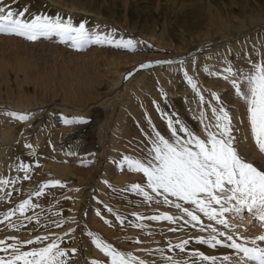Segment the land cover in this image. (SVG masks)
<instances>
[{
	"label": "rangeland",
	"instance_id": "obj_1",
	"mask_svg": "<svg viewBox=\"0 0 264 264\" xmlns=\"http://www.w3.org/2000/svg\"><path fill=\"white\" fill-rule=\"evenodd\" d=\"M4 3L13 10L27 7L29 19L36 14L60 16L71 19L74 26L85 23L91 33L111 35L116 40L131 39L136 42V50L92 44L77 51L69 44L60 43L58 37L29 42L0 34V118L11 119L6 115L8 112L31 114L25 122L12 118L13 125L18 123L14 140L4 142L0 136V177L17 180L15 185L9 184L0 191V196L12 193L10 198L5 196L0 201V213L28 199L49 180H60L65 185L46 189L44 197L32 196L40 207L26 215H39L40 224L13 216V222L22 220L27 227L16 231L9 229L7 222L0 224V240L11 236L20 241L45 235L51 239L62 237V248L77 249L75 255L70 254L69 264H91L93 260L108 264V258L92 244L88 232L121 252L143 259L146 264H167L158 249L164 251L165 257L190 259L178 249L168 250L169 242L175 245L189 238L188 253L198 250L209 256H234L232 249H211L197 244L195 238L208 237L207 230L200 232L199 227L185 225L183 230L172 232L169 228H179L183 221L179 224L137 221L133 215L181 216L171 205L157 207L155 202H149L142 203L135 211L125 210L113 205L103 193L119 186V178H124V182L137 176L145 180L142 174L120 166L123 156H140L133 155L127 147L138 134L127 131L124 119L125 115L134 114L135 109L143 114L141 125L144 120L145 134L151 132L148 117L158 131L157 123L170 135L161 114L167 113L195 134L204 136L201 112L211 120V109L208 104L193 106L199 98L187 83L185 71L197 83L206 101L215 106L210 94L217 93L237 126L242 132L246 130L245 106L234 95L229 82L211 73L222 72L229 64L250 72L249 61L264 60V0H4ZM111 61H119L125 68L116 85L118 75L106 69ZM156 61L173 63L155 64ZM148 62L154 66L139 68ZM64 117H81L87 123L65 124ZM241 120L244 123H239ZM5 126L4 122L0 125L1 133ZM71 135L75 136L70 138ZM144 137L146 145L147 136ZM120 141L125 142L123 147ZM28 144L32 147H26ZM140 148L143 155L144 148ZM248 159L264 169V156L254 146ZM21 162L30 165V180H24L25 173L17 170ZM103 187L107 191L103 192ZM46 197L49 199L44 201ZM97 211L100 216L96 215ZM117 216L124 218L123 225ZM228 218L234 226L231 231L243 237L251 239L264 234V227L250 215L241 219L229 214ZM202 220L208 223L206 217ZM56 223H62V227H56ZM134 223L144 227H134ZM253 226L259 230L258 234H251L248 227ZM70 229L75 231L65 236ZM258 243L264 246V242ZM32 247L36 245L26 246L24 250Z\"/></svg>",
	"mask_w": 264,
	"mask_h": 264
},
{
	"label": "snow or ice",
	"instance_id": "obj_2",
	"mask_svg": "<svg viewBox=\"0 0 264 264\" xmlns=\"http://www.w3.org/2000/svg\"><path fill=\"white\" fill-rule=\"evenodd\" d=\"M28 13L27 7L23 10H13L9 4L4 3V0H0V34L14 35L29 42H35L42 37L49 39L58 37L60 43L69 44L77 51H82L92 44H108L116 48L136 50L135 41L116 40L111 35L91 33L85 23L74 26L71 19L65 20L60 16L52 18L41 14L32 15L29 19L26 18ZM249 62L252 68L250 72L234 69L229 64L222 72L211 73L229 82L234 95L245 106L247 121L245 131L242 132L234 122V117L225 107L220 96L211 92L212 100L216 101L213 106L211 101L205 100L197 83L185 71L184 77L199 98L198 103L202 107L208 104L211 109L213 117L211 120L204 112H201L200 123L203 125L204 136L195 134L179 119H174L167 113H161L170 132V135L166 137L156 129L151 119L146 117L151 128V132L146 133V150H141L143 153L141 158L125 155L120 161L122 169L126 166L128 171L142 174L145 178L143 185L134 183L128 191L143 197L145 203L171 205L182 213L179 217L168 213L148 217L133 213L137 221L147 219L168 221L171 224H179L183 221L179 224V228H169V231L183 230L185 225L199 227L200 232L209 231V236L196 237L197 244L206 245L211 249L217 247L232 249L235 254L218 257L206 255L198 250L188 253L187 246L191 240L189 238L175 245L169 242V250L178 249L180 253H186L190 259L165 257L162 249L157 250L167 264H218V262L219 264H264V246L258 243L264 242V234L251 239L243 237L231 231L234 226L230 224L228 218L231 214L242 219L247 213L254 220H258L261 227H264V169L257 167L248 159L252 146L261 156H264V60ZM154 63L171 64L173 61ZM154 63H143L139 65V68L149 69L154 66ZM156 109L158 112L161 111L159 105H156ZM6 115L20 122L31 118V114L16 112H8ZM62 119L65 124L87 123L86 119L81 117ZM239 123L244 121L241 120ZM249 141L251 144L248 143ZM26 147L31 148L32 145L28 144ZM17 170L25 173L24 180L31 179L28 175L30 165L21 162ZM16 182V179L0 177V191H4L9 184L15 185ZM57 186L65 187L60 180H49L41 184L28 199L0 213L2 217L0 224L7 222V227L16 231L27 227L22 220L19 223L13 222V216H17L18 219L22 217L28 223L35 220L36 224H40L39 215L35 217L26 215L30 210L40 207L33 202L32 196L44 197L46 189ZM11 195V192L5 193L8 198ZM5 196H0V201H4ZM159 197L162 199H158ZM108 211L111 212L112 209L109 208ZM96 215L100 216L101 213L97 211ZM202 217L207 218V224ZM116 219L123 225L124 218L117 216ZM105 223L109 221L106 220ZM133 226L144 227L140 223H134ZM217 226H223L230 231H221ZM56 227H62V223H56ZM73 231L75 229H70L64 235L68 236ZM87 235L91 238L92 244L108 258V264H146L143 259L132 253L117 250L112 244L105 242L92 232H88ZM9 241L12 242L9 243ZM62 241V237L51 239L49 235L36 236L26 241H20L16 236L7 237L0 240V253H3L0 255V264H69L70 254L75 255L77 249L62 248L60 246ZM136 242L139 243V241ZM29 245H36V247L24 250ZM91 264H101V262L93 260Z\"/></svg>",
	"mask_w": 264,
	"mask_h": 264
},
{
	"label": "bare ground",
	"instance_id": "obj_3",
	"mask_svg": "<svg viewBox=\"0 0 264 264\" xmlns=\"http://www.w3.org/2000/svg\"><path fill=\"white\" fill-rule=\"evenodd\" d=\"M73 8V6H72ZM84 9V8H83ZM122 62V61H121ZM113 65H112V64ZM122 66H124L123 64L120 65L119 61H111V62H107V68L109 69V72H111L112 74L116 73V76L118 75V79H116V81L114 82V85H116L119 80L121 78H119L121 76V73L125 70V68L123 69ZM130 66V65H129ZM128 67V66H127ZM115 75V74H114ZM147 79V78H146ZM155 79V78H154ZM115 80V79H114ZM213 82V81H212ZM215 82V81H214ZM209 85V84H207ZM216 87V86H215ZM193 106L196 107V104L198 103L197 99H195V102H193ZM138 106V105H137ZM134 114L129 115L128 117H126L125 115V123L127 125L124 126V128L126 127V129H128L127 131L132 130L135 134H138V137L136 139H134V141L131 143V145L128 144L127 147H129V151L133 153V155H135L136 153H139V158H141L142 154H140V147H143L145 149V131H146V123L143 120V127L141 125V119L143 117V114H141L140 112L138 113V109H135ZM245 118V117H244ZM243 118V119H244ZM135 119V121H134ZM147 119V118H146ZM152 119V118H151ZM12 118L8 119L7 121H5L4 118H0V125H2V123L4 122L5 129L4 132H0V136L2 138V140L5 141H10L11 139H13L16 135H17V131L16 128L18 127V123H12ZM121 120L123 121V119L121 118ZM136 120H138V122H136ZM148 120V119H147ZM152 121V120H151ZM123 122H121V128L123 127L122 124ZM244 125V124H243ZM158 129L160 130L161 134L165 135L166 137L169 136V133L165 132V130H162L161 125L159 123H157ZM244 127V126H243ZM85 128H88V126H85ZM145 129V130H144ZM90 130V129H89ZM131 131V132H132ZM133 133V134H134ZM204 135V134H203ZM75 135H71L70 138L74 137ZM127 138V137H125ZM14 140V139H13ZM121 140V139H119ZM147 140V138H146ZM12 141V140H11ZM121 142V141H120ZM129 142V141H128ZM121 146L125 144V142H121L119 143ZM123 147V146H122ZM150 147V145H149ZM146 150V149H145ZM253 150V149H252ZM143 177V176H142ZM141 178V177H140ZM138 179V176L135 178H132L130 180H127L126 182H124V178H119L118 179V183H120L119 186H114L113 187V191L112 189L107 191V188L105 189V185L103 187V192L106 190L107 192L103 193L104 196L107 195V198L113 205L117 206L120 209H125V210H130V209H134L133 211L136 210V208L141 205L142 203H145L143 200V197H141L140 195L133 193L131 191H128V189H130V186L134 183H141L142 185L145 183V180L142 179ZM143 181V183H142ZM107 187V186H106ZM109 187V186H108ZM52 197V195H51ZM49 199L48 197L44 198V201ZM158 199H162L161 197H159ZM152 205V203H151ZM150 205V206H151ZM156 205V204H155ZM162 206L164 204H157V207ZM167 208H170L169 206L165 205ZM152 207V206H151ZM150 207V208H151ZM163 207V206H162ZM165 207V208H166ZM154 209V208H153ZM162 209V208H161ZM244 218L245 216H249V215H243ZM247 219V218H246ZM250 219V218H248ZM247 219V220H248ZM112 221V220H111ZM257 224V223H256ZM251 234H258L259 230L256 227H252L249 228ZM162 236V235H161ZM253 236V235H252ZM161 238V237H160ZM163 240V239H162ZM169 250V249H168ZM169 252V251H168ZM173 255V254H172ZM166 256V255H164ZM169 256V255H168Z\"/></svg>",
	"mask_w": 264,
	"mask_h": 264
}]
</instances>
